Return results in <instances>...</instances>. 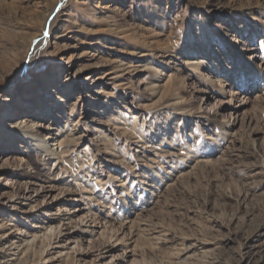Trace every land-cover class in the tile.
Masks as SVG:
<instances>
[{
	"label": "rangeland",
	"instance_id": "374dc122",
	"mask_svg": "<svg viewBox=\"0 0 264 264\" xmlns=\"http://www.w3.org/2000/svg\"><path fill=\"white\" fill-rule=\"evenodd\" d=\"M263 68L264 0H0V263L264 264Z\"/></svg>",
	"mask_w": 264,
	"mask_h": 264
},
{
	"label": "bare ground",
	"instance_id": "6f19581e",
	"mask_svg": "<svg viewBox=\"0 0 264 264\" xmlns=\"http://www.w3.org/2000/svg\"><path fill=\"white\" fill-rule=\"evenodd\" d=\"M199 64H200L199 61H191V62L185 61V62H183V65H185V66L189 65L194 70L199 69L198 68L200 66ZM132 66L125 67L124 64L120 65V66H116L117 68H121L120 71H119L120 74H119L118 77L119 78H124L125 76H127L130 73L131 69L134 68ZM138 66L139 65H137L136 67H138ZM141 70L146 71V70H149V69H141ZM262 70L264 72V68ZM36 84H37L36 86L41 87V88H42V86L44 87V85H45V83L43 81H41V80H38L36 82ZM39 110H40L39 107H32L29 110L27 108H25L22 111V112H24L23 116L25 117V120H22L21 123H19V125L18 124H14V125L11 124L12 126H10L8 128L9 129L8 130L9 134L7 135L8 139H11V140H13L15 142H17V141L18 142H23V143L27 144L28 147H31V145L33 144V145H35V148H37L38 151L41 150V151H44L46 153L47 152H51L55 156H59V154L61 156V154H64V149L63 148L66 146V144L69 143L70 141H74V138H73L74 136L73 137L68 136L69 140H67V141H62V140L58 139L53 144H50L49 141L51 140V135L49 133L45 134L42 137L41 141L38 140V136L40 135L41 129L45 128L42 125H40L39 122H37V121L32 122L31 121L29 127H24L23 126L26 123V119H30L31 117L32 118H40L41 115L45 116L44 114H46V111L43 110L40 113ZM20 111L21 110H19L18 114L20 113ZM12 114H11V116H12ZM223 126L227 129V131H230V129L232 127V125H227V124L226 125L224 124ZM57 134H59V132H57ZM4 227H8L7 223L4 222V221H0V229H2ZM8 239L9 240H8L7 246H4V248L7 249L8 252L10 250H16L15 252H19L21 249L24 248L25 243L19 244L20 242H22V239H21V237H18V234L9 235ZM29 243H30V245L28 243H26V246H25V247H27L26 248L27 251H30V250L34 251L35 248H36V245H37V237H35V236L32 237V240ZM0 252H1V250H0ZM5 263L3 261L0 264H5Z\"/></svg>",
	"mask_w": 264,
	"mask_h": 264
}]
</instances>
